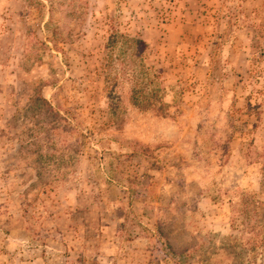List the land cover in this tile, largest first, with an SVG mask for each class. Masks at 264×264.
<instances>
[{"label": "rangeland", "instance_id": "1", "mask_svg": "<svg viewBox=\"0 0 264 264\" xmlns=\"http://www.w3.org/2000/svg\"><path fill=\"white\" fill-rule=\"evenodd\" d=\"M115 30L166 118L115 123ZM0 264H264V0H0Z\"/></svg>", "mask_w": 264, "mask_h": 264}, {"label": "trees", "instance_id": "2", "mask_svg": "<svg viewBox=\"0 0 264 264\" xmlns=\"http://www.w3.org/2000/svg\"><path fill=\"white\" fill-rule=\"evenodd\" d=\"M52 13V12H51ZM148 49L147 43L136 37H131L113 31L106 46L105 87L108 91L109 110L113 117H121L125 113L124 98L141 113H152L166 118V105L163 103L161 89L153 84L151 71L145 62L144 55ZM39 104L48 106L45 98H37ZM59 121L61 117L56 114ZM52 133L60 131L56 124Z\"/></svg>", "mask_w": 264, "mask_h": 264}]
</instances>
